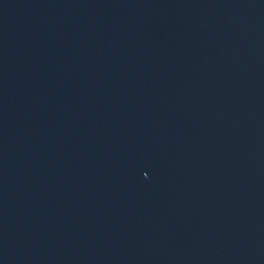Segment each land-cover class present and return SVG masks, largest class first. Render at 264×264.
Returning a JSON list of instances; mask_svg holds the SVG:
<instances>
[{
  "label": "water",
  "instance_id": "obj_1",
  "mask_svg": "<svg viewBox=\"0 0 264 264\" xmlns=\"http://www.w3.org/2000/svg\"><path fill=\"white\" fill-rule=\"evenodd\" d=\"M0 264H264V0H0Z\"/></svg>",
  "mask_w": 264,
  "mask_h": 264
}]
</instances>
